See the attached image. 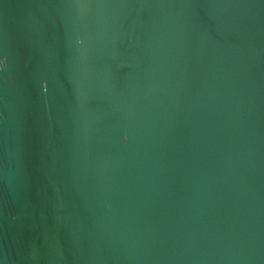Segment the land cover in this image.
Segmentation results:
<instances>
[{
	"label": "water",
	"instance_id": "obj_1",
	"mask_svg": "<svg viewBox=\"0 0 264 264\" xmlns=\"http://www.w3.org/2000/svg\"><path fill=\"white\" fill-rule=\"evenodd\" d=\"M0 264H264V0H0Z\"/></svg>",
	"mask_w": 264,
	"mask_h": 264
}]
</instances>
